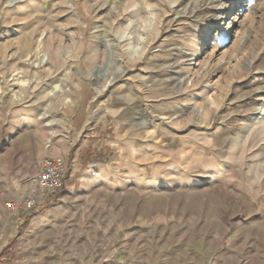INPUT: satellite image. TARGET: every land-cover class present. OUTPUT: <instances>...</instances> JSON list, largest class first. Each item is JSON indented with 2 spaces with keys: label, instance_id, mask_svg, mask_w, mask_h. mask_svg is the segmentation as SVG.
<instances>
[{
  "label": "rangeland",
  "instance_id": "1",
  "mask_svg": "<svg viewBox=\"0 0 264 264\" xmlns=\"http://www.w3.org/2000/svg\"><path fill=\"white\" fill-rule=\"evenodd\" d=\"M263 80L264 0H0V264H264Z\"/></svg>",
  "mask_w": 264,
  "mask_h": 264
},
{
  "label": "built area",
  "instance_id": "2",
  "mask_svg": "<svg viewBox=\"0 0 264 264\" xmlns=\"http://www.w3.org/2000/svg\"><path fill=\"white\" fill-rule=\"evenodd\" d=\"M67 173V163L54 158L44 159L39 171L31 179V192L18 202L6 203L7 210L14 216H20L44 208L61 193Z\"/></svg>",
  "mask_w": 264,
  "mask_h": 264
},
{
  "label": "bare ground",
  "instance_id": "3",
  "mask_svg": "<svg viewBox=\"0 0 264 264\" xmlns=\"http://www.w3.org/2000/svg\"><path fill=\"white\" fill-rule=\"evenodd\" d=\"M141 16V15H140ZM153 27H154V25H153ZM153 27H152V29H153ZM146 29V28H145ZM155 29V28H154ZM143 30V29H142ZM148 29H146L145 31H147ZM150 30V29H149ZM144 31V32H145ZM151 31V30H150ZM152 31H154V30H152ZM142 32V31H141ZM135 33V32H134ZM143 33V32H142ZM151 33V32H150ZM141 34V33H140ZM146 34V33H145ZM155 34V33H154ZM148 35V34H147ZM140 39H143V38H140ZM148 39V38H147ZM143 41V40H142ZM144 42V41H143ZM145 42H146V38H145ZM140 44V43H139ZM196 44V43H195ZM203 47V43L201 42V43H199V48H202ZM193 51V50H192ZM40 52V51H39ZM199 54H200V52L198 51V50H195V48H194V51L192 52V54H190V59L188 60L189 61V64H188V67H191L192 65H193V62H194V60L195 59H197V57L199 56ZM41 60H42V62H44V61H47L48 60V56L46 55V54H43V56H42V58H41ZM104 69V68H103ZM122 73V72H121ZM125 72L123 71V73L122 74H124ZM105 75V71H103L102 73H101V76H104ZM159 75V74H158ZM123 76V75H122ZM170 81V80H169ZM177 81V80H176ZM264 81V80H263ZM183 83V84H185V85H187L188 84V81L185 79H183V80H181L180 81V83ZM258 92V91H257ZM263 98V97H262ZM211 99V98H210ZM210 101V100H209ZM255 101V100H254ZM211 104L213 103V102H210ZM249 103V102H248ZM209 104V103H208ZM251 105V104H250ZM253 105V104H252ZM214 106V105H213ZM212 106V107H213ZM211 107V106H210ZM196 108V107H195ZM259 108V107H258ZM198 110H199V108H198ZM262 112H263V114L262 115H264V107L263 108H261L260 109ZM196 111V110H195ZM252 111H253V109H252ZM201 112V111H200ZM202 115V114H201ZM200 116V115H199ZM263 117V116H262ZM251 118V117H250ZM263 160V159H262ZM261 172V171H260Z\"/></svg>",
  "mask_w": 264,
  "mask_h": 264
}]
</instances>
